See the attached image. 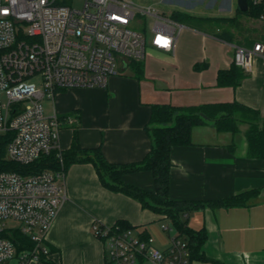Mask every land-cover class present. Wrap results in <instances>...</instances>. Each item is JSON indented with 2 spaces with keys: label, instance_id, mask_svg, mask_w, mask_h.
Wrapping results in <instances>:
<instances>
[{
  "label": "crops",
  "instance_id": "0c3cea01",
  "mask_svg": "<svg viewBox=\"0 0 264 264\" xmlns=\"http://www.w3.org/2000/svg\"><path fill=\"white\" fill-rule=\"evenodd\" d=\"M209 1V7L217 3ZM228 2V8L218 7L220 13L200 16H230L222 13L230 9ZM195 6L200 7L178 3L172 11L197 15L191 11ZM241 21L243 34L238 33L233 41L218 37L209 25L179 22L174 51L149 43L141 78L134 74L130 60L120 57L119 72L110 76L106 86L59 89L54 100L45 101V110L48 115L56 112L62 120L61 150H68L77 135L83 148L100 147L110 162H137L152 147L146 127L156 103L187 106L236 100L257 108L264 117V56H254L252 68L238 86L216 85L219 70L233 64L235 46H252L264 33L263 21ZM239 127L236 133L218 132L213 121H207L193 129V144L172 148L169 194L174 200L205 202L261 189L249 206L206 204L185 215L188 228L205 231L200 247L205 259L191 257V264H264V159L248 156L249 124L242 122ZM66 171L68 197L46 235L48 259L61 264H118L108 258L104 243L94 234L95 224L113 225L118 220L153 236L158 247H167L168 240L162 241L154 223L169 219L164 214L108 189L91 162L73 163ZM124 181L142 189L155 188L149 170L127 173ZM176 232L190 242L185 234ZM10 264L18 262L13 259ZM26 264L44 263L31 259Z\"/></svg>",
  "mask_w": 264,
  "mask_h": 264
},
{
  "label": "built area",
  "instance_id": "2783aa9c",
  "mask_svg": "<svg viewBox=\"0 0 264 264\" xmlns=\"http://www.w3.org/2000/svg\"><path fill=\"white\" fill-rule=\"evenodd\" d=\"M75 1L0 0V135L12 134L6 157L27 165L57 151L60 163L38 173L0 172V264L48 256L46 235L68 197L59 143L62 120L56 112L46 113L45 101L62 88L106 86L119 72L120 57L143 61L147 37L129 25L137 13L156 17L153 47L175 49L176 22L153 7L131 0H81L76 7ZM251 1L262 8L264 21V0ZM256 55L264 56V39L236 45L233 61L250 70ZM164 229L165 248L153 236L118 224H95L94 234L118 264H191L189 243L171 233L172 226ZM19 234L32 246L18 249Z\"/></svg>",
  "mask_w": 264,
  "mask_h": 264
},
{
  "label": "trees",
  "instance_id": "16d2710c",
  "mask_svg": "<svg viewBox=\"0 0 264 264\" xmlns=\"http://www.w3.org/2000/svg\"><path fill=\"white\" fill-rule=\"evenodd\" d=\"M237 13L240 15L200 16L185 11L174 10L171 12L170 17L176 22L191 26L204 27L209 25L218 37L227 41H233L237 38L238 33L243 34L244 26L240 16L259 19L262 8L254 5L249 0L248 10L242 11L237 7ZM263 39L264 33L258 41ZM130 65L136 77L141 78L144 73L143 62L131 59ZM247 75L248 71L236 65L233 61L229 69L219 70L216 85L236 87L243 82ZM207 121H213L218 132L229 131L232 133L239 131L240 123H248L249 128L246 131L248 156L264 159V117L261 116L257 108L236 100L232 102L204 103L187 106L156 103L152 104L151 116L146 127L152 138V147L143 159L132 163L110 162L106 159L100 147L83 148L79 143L77 135H75L71 147L66 151L62 150L64 167L67 170L71 164L76 162L93 163L104 186L112 191L122 192L136 198L144 208L164 214V217L171 220L175 229L189 238L191 257L205 259V256L200 254V247L205 237V231L194 232L188 228L187 217L185 215L189 214L192 209L200 208L206 204L217 207L249 206L254 203L261 191L260 188H252L229 197L205 202L174 200L170 197L172 148L178 145L193 144V129L206 124ZM11 135V133L0 135V172L17 171L22 174H31L46 169L59 168L60 163L57 151L42 155L27 165L9 160L6 157V146ZM141 170L152 172L155 182L154 190L142 189L124 181L125 174ZM115 224H118L121 228L132 227L126 220H118ZM18 240L20 243L18 249L32 246V242L21 234L18 235ZM40 260L44 264H61L53 262L44 254L40 256Z\"/></svg>",
  "mask_w": 264,
  "mask_h": 264
},
{
  "label": "rangeland",
  "instance_id": "374dc122",
  "mask_svg": "<svg viewBox=\"0 0 264 264\" xmlns=\"http://www.w3.org/2000/svg\"><path fill=\"white\" fill-rule=\"evenodd\" d=\"M66 1L69 2L70 0H66ZM131 1L138 7H153L159 11L160 16L170 18V19H171L170 17L171 11L174 5H178V3L185 5L186 7H191L193 6V4L197 3L198 6L200 7L195 6L191 10L193 13L197 15H201V14L208 15V14L220 13L217 10L218 7L222 9L223 7H227V8L229 7L228 0H222V1L217 0V3H215L211 7H209L208 5L210 2L209 0H206L205 2L204 0L203 1L201 0H131ZM230 2H231L230 9L222 13L230 15V16H235V15L239 16L240 14L237 13L238 1L230 0ZM74 5L76 7H80L82 5V1L76 0ZM240 18L249 20L250 17L240 16ZM155 20H156V17H154L153 15H143L141 13H137L134 19L129 23V25L133 27L134 29L142 31L146 35L148 43H150V40L152 38V27H153ZM258 20L263 21L261 15ZM179 25L180 23L176 22V28H179ZM11 223H15V222L11 221ZM154 223L156 224L155 229H157L162 241L165 242L168 240V244H169V235L167 236L168 232L164 229V225L166 224V225L172 226L173 230H171L170 232L174 233L176 229L173 226L171 220L170 219H164V220L160 219V220H156ZM135 233H138V232L135 230Z\"/></svg>",
  "mask_w": 264,
  "mask_h": 264
},
{
  "label": "water",
  "instance_id": "95a60500",
  "mask_svg": "<svg viewBox=\"0 0 264 264\" xmlns=\"http://www.w3.org/2000/svg\"><path fill=\"white\" fill-rule=\"evenodd\" d=\"M238 1V7L242 11H246L249 8V0H237ZM205 118H207L205 115H203Z\"/></svg>",
  "mask_w": 264,
  "mask_h": 264
}]
</instances>
